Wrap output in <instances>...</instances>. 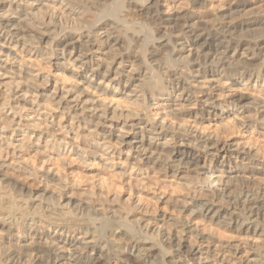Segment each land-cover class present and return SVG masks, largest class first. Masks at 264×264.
I'll list each match as a JSON object with an SVG mask.
<instances>
[{
    "label": "bare ground",
    "instance_id": "1",
    "mask_svg": "<svg viewBox=\"0 0 264 264\" xmlns=\"http://www.w3.org/2000/svg\"><path fill=\"white\" fill-rule=\"evenodd\" d=\"M179 1L0 0V264H264V0Z\"/></svg>",
    "mask_w": 264,
    "mask_h": 264
},
{
    "label": "rangeland",
    "instance_id": "2",
    "mask_svg": "<svg viewBox=\"0 0 264 264\" xmlns=\"http://www.w3.org/2000/svg\"><path fill=\"white\" fill-rule=\"evenodd\" d=\"M211 1H213V6H214V8H215V5L217 6L215 9L216 10H218L219 9V11H221V12H224V11H226V9H227V3L228 4H231L233 1L232 0H229L228 2H225L224 4H220V6H219V3L216 1V0H211ZM216 1V2H215ZM231 1V2H230ZM243 1H247V0H243ZM182 2L181 1H179V0H168V2L165 4L166 6H168L169 5V7H174V9H175V6L177 7L178 5H180ZM225 6V7H224ZM264 6V1L263 2H253V4H251V5H246L245 7H242L240 10H241V12H240V16H242V18L244 17V19L246 18V19H249V20H251V21H249V22H252V20H254V17L255 16H257V14H258V12L260 11V9L262 8ZM179 7V6H178ZM220 7V8H219ZM223 9V10H220V9ZM256 14V15H255ZM248 15H250L249 17H248ZM208 17H210V16H208ZM251 30L252 31H255V27H251V29H250V32H251ZM255 90H257V89H255ZM15 237H17V235L15 236ZM9 240H12L13 241V238H9ZM14 240H15V238H14ZM30 240H31V238H28L27 240H22V239H20V241L22 242V244H28L29 242H30ZM28 241V242H27ZM13 242H17V241H13ZM116 264V263H115ZM229 264V263H228Z\"/></svg>",
    "mask_w": 264,
    "mask_h": 264
}]
</instances>
